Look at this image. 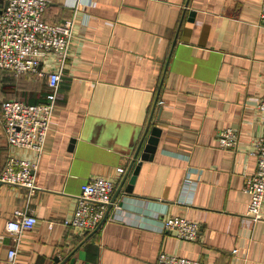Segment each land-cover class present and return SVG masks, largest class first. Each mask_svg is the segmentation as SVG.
Listing matches in <instances>:
<instances>
[{"label": "crops", "instance_id": "obj_1", "mask_svg": "<svg viewBox=\"0 0 264 264\" xmlns=\"http://www.w3.org/2000/svg\"><path fill=\"white\" fill-rule=\"evenodd\" d=\"M76 1L47 0L43 16L51 25L76 22L41 155L11 147L0 123V176L10 156L38 161L33 194L0 182V264L16 247L7 224L18 211L38 220L18 243L24 264L68 257L66 264H156L161 253L200 264H264V222L248 217L245 192L264 134L257 111L263 0ZM24 76L28 94L10 100L42 103L46 81ZM150 121L159 142L132 194L120 197L98 231L65 227L85 183L103 177L120 185ZM227 129L238 134L235 149L217 145ZM189 175L197 187L184 202ZM169 217L200 224L198 240L163 232Z\"/></svg>", "mask_w": 264, "mask_h": 264}, {"label": "built area", "instance_id": "obj_2", "mask_svg": "<svg viewBox=\"0 0 264 264\" xmlns=\"http://www.w3.org/2000/svg\"><path fill=\"white\" fill-rule=\"evenodd\" d=\"M78 1L71 0L73 7ZM47 0H7L6 9L0 14V70L15 76L33 75L46 81L48 92L40 104H27L20 100H7L0 104V123L11 147L34 151L39 157L43 152L51 121L56 111L62 72L68 60L74 34L75 17L60 25L43 20ZM264 24V0L260 9ZM55 60L57 68L51 66ZM257 111L264 115V98ZM220 149L231 150L238 145V134L233 129L222 131L217 137ZM257 158V172L245 183V192L251 196L248 217L253 222H264V134L253 154ZM38 161L8 157L0 182L27 189L33 194L36 187ZM197 181L190 175L183 183L184 202L193 195ZM116 184L103 177H95L81 188V195L70 219L63 225L83 233L93 232L104 221L116 191ZM38 220L25 212H16L8 222L7 230L16 236V247L8 252V264H24L17 259V247L24 231L32 230ZM53 224H51L52 228ZM162 231L173 234L180 241L195 242L201 226L182 217L166 218ZM156 264H200L198 261L161 253Z\"/></svg>", "mask_w": 264, "mask_h": 264}, {"label": "water", "instance_id": "obj_3", "mask_svg": "<svg viewBox=\"0 0 264 264\" xmlns=\"http://www.w3.org/2000/svg\"><path fill=\"white\" fill-rule=\"evenodd\" d=\"M7 7V0H0V14L6 9ZM151 121L149 122L145 133L143 135V138L140 142V144L138 145V148L135 152L134 158L126 172V174L124 175L120 185L117 187L111 204L108 207V211L106 214V217L104 219V221L101 223V225L105 222L106 218L108 217L110 211L113 209L114 205L118 202V200L120 199V197H123L124 194L125 195H130L133 192V185L135 184L136 180H137V176L139 174V170H140V165L142 161H151L153 160V157L156 153L157 150V146H158V137L160 136V130L158 128H151L150 130V126H151ZM150 132V133H149ZM149 134L148 139L146 140L147 136ZM146 141V142H145ZM144 146V147H143ZM143 148V151L141 153V150ZM140 157V162L138 163V165L135 167V170L133 171V175L131 177V180L129 182V186L125 189V191H123V186L130 174V172L132 171L135 162L137 161V159ZM101 225L98 227V229H96L95 231H98L99 228L101 227ZM69 257L67 259H65L64 261L60 262L59 258L55 259V264H66V262L68 261Z\"/></svg>", "mask_w": 264, "mask_h": 264}, {"label": "rangeland", "instance_id": "obj_4", "mask_svg": "<svg viewBox=\"0 0 264 264\" xmlns=\"http://www.w3.org/2000/svg\"><path fill=\"white\" fill-rule=\"evenodd\" d=\"M27 83L28 77L24 75L17 77L10 72L0 70V104L3 101L27 95Z\"/></svg>", "mask_w": 264, "mask_h": 264}, {"label": "trees", "instance_id": "obj_5", "mask_svg": "<svg viewBox=\"0 0 264 264\" xmlns=\"http://www.w3.org/2000/svg\"><path fill=\"white\" fill-rule=\"evenodd\" d=\"M2 71V70H1ZM7 101V100H6Z\"/></svg>", "mask_w": 264, "mask_h": 264}]
</instances>
